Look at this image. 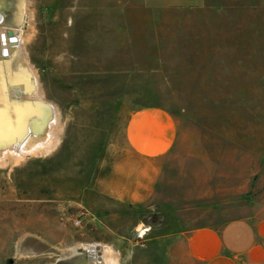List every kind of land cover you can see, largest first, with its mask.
I'll use <instances>...</instances> for the list:
<instances>
[{
    "label": "rangeland",
    "instance_id": "374dc122",
    "mask_svg": "<svg viewBox=\"0 0 264 264\" xmlns=\"http://www.w3.org/2000/svg\"><path fill=\"white\" fill-rule=\"evenodd\" d=\"M161 1H24L22 44L60 132L50 152L0 164V264H52L95 243L117 264H194L182 235L215 218L213 200L224 218L264 217V0H202L205 65L174 72L150 43ZM150 104L179 129L158 158L126 135Z\"/></svg>",
    "mask_w": 264,
    "mask_h": 264
},
{
    "label": "crops",
    "instance_id": "0c3cea01",
    "mask_svg": "<svg viewBox=\"0 0 264 264\" xmlns=\"http://www.w3.org/2000/svg\"><path fill=\"white\" fill-rule=\"evenodd\" d=\"M201 2L165 0L153 5L154 40L150 43L164 70L184 71L205 65L201 53L205 48ZM178 131L174 115L156 104L133 110L126 124L132 150L144 158L168 154L176 145ZM221 202L212 201L215 218L194 222L183 232L185 257L194 264H264V217L248 214L224 218ZM217 223L221 225L216 227Z\"/></svg>",
    "mask_w": 264,
    "mask_h": 264
},
{
    "label": "bare ground",
    "instance_id": "6f19581e",
    "mask_svg": "<svg viewBox=\"0 0 264 264\" xmlns=\"http://www.w3.org/2000/svg\"><path fill=\"white\" fill-rule=\"evenodd\" d=\"M25 0H13V4L15 5V14L13 17V23L9 24L10 28L12 26L14 30H16V35L12 38L8 37L7 31L8 29L2 28V25L0 24V32L4 36H2V40H4L7 43V48L10 47L13 50V56H11L9 62L7 63V70L8 74H10V79L14 81H18L22 83L24 86L30 87L34 85V83H37V78L35 75V71L24 51V46L22 44V26L26 21V9L27 5L24 4ZM3 15H1L2 17ZM2 20V19H1ZM24 27V26H23ZM24 29V28H23ZM10 30V29H9ZM13 40H18V44L13 46ZM3 69L0 67V99L5 98V87H6V80L5 76L3 75ZM37 87V86H36ZM1 101V100H0ZM24 106H20L19 109H17V116L14 117L13 125L8 128L9 131H11V136L18 135L20 132L22 133L23 130L28 131V129L31 128L32 122L36 121L38 123V133L31 132V136L25 141L24 145L20 147V150H16V144L14 145H7L4 147V158L0 159V164L5 165L6 157H16L18 159H21L25 157L27 153H38L40 151L44 152H50L59 142L58 134L60 132V127L57 124L56 121H58L56 117V111L54 108H52L50 105H44V104H35L34 107H31L30 105L23 104ZM40 108V109H39ZM38 110V111H37ZM32 114H35V116H32ZM7 113L6 109L2 106H0V123H6L7 122ZM55 119V120H54ZM33 127V126H32ZM32 130V128H31ZM1 153V151H0ZM84 247H87V249L91 250H101V253L104 254V256L110 257L112 264H117L115 252L111 248V246H108L106 244L101 243H95V244H85ZM96 247V248H95Z\"/></svg>",
    "mask_w": 264,
    "mask_h": 264
},
{
    "label": "water",
    "instance_id": "95a60500",
    "mask_svg": "<svg viewBox=\"0 0 264 264\" xmlns=\"http://www.w3.org/2000/svg\"><path fill=\"white\" fill-rule=\"evenodd\" d=\"M8 36L14 37L16 35V30H8ZM3 34L0 32V67L3 69L5 80H6V87L5 89V98L0 99V106L4 107L6 109L7 113V122L6 123H0V151L6 147L7 145H14L16 144L17 147H22L25 143V141L31 136V132L38 133V123L36 121L32 122L31 128L26 130H23L22 133L18 135L11 136V131H9L8 128H10L13 125L14 117H18L16 112L17 109H19L20 106L30 105L31 107H34L33 105L37 104H44V105H50L52 108H54V104L50 101H48L45 97H43L39 93V87H38V81L35 82L34 85L27 87L24 86L22 83L18 82L17 80L14 81L10 79V72L7 70V63L9 62L11 56H13V50L10 47L7 48V43L2 40ZM13 46L18 44V40H13ZM37 86V87H36ZM40 109V108H39ZM38 111V110H37ZM32 116H35V114H32ZM33 126V127H32ZM30 155V154H28ZM7 164L9 165V162L6 160ZM96 248V247H95ZM52 264H112L110 257L104 256V254L101 253V250H91L87 249V247H79L77 249V253L75 255H71L68 257L60 258L56 262Z\"/></svg>",
    "mask_w": 264,
    "mask_h": 264
},
{
    "label": "flooded vegetation",
    "instance_id": "af4514ba",
    "mask_svg": "<svg viewBox=\"0 0 264 264\" xmlns=\"http://www.w3.org/2000/svg\"><path fill=\"white\" fill-rule=\"evenodd\" d=\"M9 1H13V0H0V24L2 25V28L6 30L7 29L14 30L13 27H16V26H12V28H10V25L7 23L8 19L10 18V15H12L13 11L15 10L13 6L11 5V3H9ZM1 15L3 16L1 17ZM25 24L26 22L23 24V26H25ZM7 35H8V32H7Z\"/></svg>",
    "mask_w": 264,
    "mask_h": 264
},
{
    "label": "built area",
    "instance_id": "2783aa9c",
    "mask_svg": "<svg viewBox=\"0 0 264 264\" xmlns=\"http://www.w3.org/2000/svg\"><path fill=\"white\" fill-rule=\"evenodd\" d=\"M75 224H76L77 226H80V225L82 224V218H76V219H75Z\"/></svg>",
    "mask_w": 264,
    "mask_h": 264
}]
</instances>
